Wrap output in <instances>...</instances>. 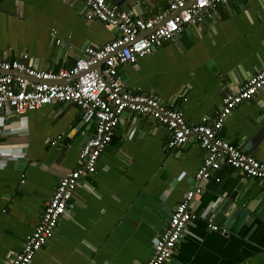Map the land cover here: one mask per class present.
I'll return each instance as SVG.
<instances>
[{"label": "crops", "instance_id": "obj_1", "mask_svg": "<svg viewBox=\"0 0 264 264\" xmlns=\"http://www.w3.org/2000/svg\"><path fill=\"white\" fill-rule=\"evenodd\" d=\"M110 1L144 18L163 5ZM84 11L83 0H0V58L25 52L34 67L56 70L73 65L85 46L118 36L117 28L85 18ZM263 67L264 0H225L197 26L118 72L130 92L172 102L197 123ZM91 126L74 104L0 110V264H7L10 249L21 248L58 180L77 166ZM219 135L264 159V86L232 109ZM168 138L165 125L123 112L95 171L81 176L71 211L29 264H145L205 154L195 141L168 148ZM216 172L200 181L201 192L190 202L197 216L165 264H264V189L228 165ZM209 220L219 230L210 229Z\"/></svg>", "mask_w": 264, "mask_h": 264}, {"label": "built area", "instance_id": "obj_2", "mask_svg": "<svg viewBox=\"0 0 264 264\" xmlns=\"http://www.w3.org/2000/svg\"><path fill=\"white\" fill-rule=\"evenodd\" d=\"M83 1L85 18H96L117 28V37L99 47L85 46L83 55L73 65L56 70L34 67L25 52L13 59L0 58V110L20 114L62 102L76 105L82 119L92 125L80 148L77 166L58 180L38 223L26 235L21 248L8 251L7 264H29L36 251L53 235L60 217L71 211V199L81 176L95 171L99 155L126 111L147 115L165 125L169 131L168 148L195 141L205 151L195 171L193 187L173 207L145 263L165 264L186 226L196 218L190 202L201 192L200 181L207 179L212 171L228 165L257 180L264 189V159L254 157L219 135L232 109L264 86V67L226 93L212 115H203L199 122L190 123L172 102L127 90L119 78L118 67L135 63L162 42L173 39L186 26H197L225 0H162L163 5L146 18L119 9L110 0ZM63 79L69 80L59 82ZM207 226L219 230L210 220Z\"/></svg>", "mask_w": 264, "mask_h": 264}, {"label": "water", "instance_id": "obj_3", "mask_svg": "<svg viewBox=\"0 0 264 264\" xmlns=\"http://www.w3.org/2000/svg\"><path fill=\"white\" fill-rule=\"evenodd\" d=\"M63 82H65V81H63ZM220 170H221V167L216 170L217 172L215 173V177L219 173ZM233 193H234V191H233ZM230 199H231V196L228 198V202ZM226 204H227V202H226Z\"/></svg>", "mask_w": 264, "mask_h": 264}]
</instances>
